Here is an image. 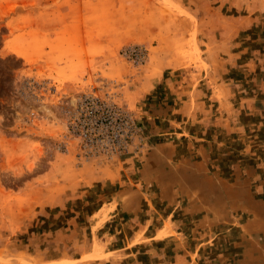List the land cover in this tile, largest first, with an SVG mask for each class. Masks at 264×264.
Returning a JSON list of instances; mask_svg holds the SVG:
<instances>
[{
	"label": "rangeland",
	"instance_id": "374dc122",
	"mask_svg": "<svg viewBox=\"0 0 264 264\" xmlns=\"http://www.w3.org/2000/svg\"><path fill=\"white\" fill-rule=\"evenodd\" d=\"M249 1L0 0V264H194L198 258L225 259L226 236H215L209 206L203 209L204 219L192 210L185 212L195 197L179 184L191 179L192 171L176 169L185 165L192 170L190 165L200 158L203 164L220 160L211 161L208 149L196 148L184 135L174 136V142H150L135 106L170 97L163 87L217 84L213 98L222 106L215 105L212 112L222 120L231 116L233 131L262 137L264 106L258 107L257 101H264V61L243 66L234 60L229 68L216 62L213 57L225 54L209 43L210 37L232 39L239 52L251 45L252 35L237 31ZM132 46L145 50L142 63L122 56ZM164 72L172 73L167 77ZM230 83L251 91L244 94L239 87V92L224 94L221 90ZM82 96L113 103L131 117L136 131L127 140L126 152L91 156L82 151L83 143L71 131L82 126L76 120ZM254 142L259 141L251 140L252 147ZM147 151L164 156L171 168L154 180L174 185L150 189L148 216L135 222L124 209L105 206L107 210L102 207L92 219L87 217L96 196L109 192L103 188L88 198L91 170L141 152L134 157L139 162ZM179 192L190 195L185 207L176 201ZM121 247L125 249L110 251Z\"/></svg>",
	"mask_w": 264,
	"mask_h": 264
},
{
	"label": "crops",
	"instance_id": "0c3cea01",
	"mask_svg": "<svg viewBox=\"0 0 264 264\" xmlns=\"http://www.w3.org/2000/svg\"><path fill=\"white\" fill-rule=\"evenodd\" d=\"M248 4L250 6H244V9L247 7L248 14L242 22L240 21L237 31L250 33L252 35L251 45L241 46L244 50L239 52L238 49L234 50L235 44L232 39L218 37L217 40H214L213 37H210L211 42L209 41V43L215 45V48H220L225 54L224 57H213L217 63L223 66L229 65V68H232L234 60L243 66L264 61V17L260 18L254 15V13H264V0H250ZM181 5L184 7V4ZM184 8L188 7L185 5ZM228 72L234 74L231 70H227ZM245 72L249 74V70ZM164 73H166L165 76L170 77L172 72ZM211 75V72L208 73L209 77ZM229 81L233 82V80ZM239 87L242 88L241 93L249 94L251 91L250 87L246 85L232 83L225 84V88L221 91L224 94L232 89L239 92L237 89ZM153 89L154 87L146 91L143 98L150 97V92ZM217 89V84L197 83L193 86L188 82L178 86L163 87L162 90L169 92L170 97L163 95L158 100L145 102L144 106L140 105L141 110L145 109L144 112L138 110L140 106H135L136 115L142 126L146 127L150 142L155 138H164L174 142V140L176 141L174 136L182 137L184 135L187 138L186 141L196 148L208 149L212 153L211 161L213 159L220 160L218 163L208 161L207 164H203L200 158L199 162L190 165L192 170L184 169L185 165L176 167L182 173L184 170L187 173L192 171V178L181 181L179 186L182 184L187 186L188 189L185 191L194 193L195 197L191 207H185L186 198L190 195H180L181 192H179V198L176 201L183 204L185 212L189 213L192 210V213H199L200 219H204L203 212L209 206L210 224L215 226L214 229L217 231L215 236L217 239L222 234L226 236L224 260L219 261L218 256L210 259L198 258L194 264H264V142H260L264 141V134H261L262 137H260L259 133L247 134V132L233 131L234 119L231 116H226L224 120L220 119L221 116L217 117V114L212 112L215 105L218 108L222 106L220 100L213 98V93ZM173 95L176 98L172 99ZM257 106H264V101H257ZM256 139L259 142L257 144L254 142L255 147H252L251 140ZM238 142H241L240 146H237ZM140 153H135L131 158L123 157L120 161L99 165L98 170H91L88 181L91 183H88L87 188L92 193H87L88 198L95 197V194L103 188L109 192H101L96 196L97 200L89 205L96 204V206L92 210L90 209L86 214L87 217L92 219L102 207L109 206L108 209H112L118 206L119 209H124L123 214H127L128 218H133V221L136 222L143 214L148 216L147 206L153 203L147 194L150 189L157 187L169 189L174 186H168L165 183L162 185V181L161 184L158 179L154 180L160 173L170 172L171 168H168L169 165L166 164L168 160L164 156L147 151L139 163L134 157L139 156ZM172 156L175 154L173 153ZM219 172L229 174L221 176L218 174ZM84 186V184L81 185V187ZM81 193L85 196L84 192ZM89 201L91 200H86L84 203ZM166 203L171 204L169 201ZM174 203L175 201L172 202V204ZM111 204L114 206L112 207ZM107 207L104 211L107 210ZM107 213L109 214L110 211H106L105 214ZM133 235H135L134 232ZM149 239H153V237L147 238V240ZM198 246L193 253L198 251ZM210 248L216 253L217 248L213 246ZM123 249L125 248L121 247L108 249V251L114 252ZM87 250H92L91 244ZM103 252L105 253L104 250ZM85 254H90V252ZM77 260L79 258H72L71 261ZM46 262L49 261L46 260L43 264ZM96 262L86 264H95ZM164 263L162 261L160 264ZM165 264H169V262Z\"/></svg>",
	"mask_w": 264,
	"mask_h": 264
},
{
	"label": "built area",
	"instance_id": "2783aa9c",
	"mask_svg": "<svg viewBox=\"0 0 264 264\" xmlns=\"http://www.w3.org/2000/svg\"><path fill=\"white\" fill-rule=\"evenodd\" d=\"M122 56L134 64L144 60L145 50L140 46L127 47ZM76 120L81 128L72 133L83 143L86 155H116L126 152L127 140L135 133L134 121L119 106L91 96H82L77 103Z\"/></svg>",
	"mask_w": 264,
	"mask_h": 264
}]
</instances>
